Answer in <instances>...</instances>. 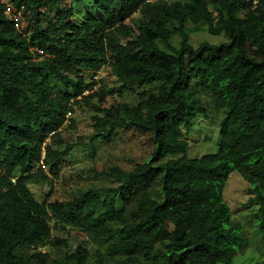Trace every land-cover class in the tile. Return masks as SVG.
Segmentation results:
<instances>
[{
    "label": "trees",
    "instance_id": "16d2710c",
    "mask_svg": "<svg viewBox=\"0 0 264 264\" xmlns=\"http://www.w3.org/2000/svg\"><path fill=\"white\" fill-rule=\"evenodd\" d=\"M10 2L27 24L0 0V264H85L89 240L74 250L64 240L59 256L40 249L63 227L93 238L101 264H234L248 242L224 195L235 170L264 242V0ZM202 23L228 39L193 45ZM104 67L139 89L133 102L105 106L95 79ZM207 94L223 112L218 149L191 155L185 134L208 115ZM95 99L90 143L135 129L152 135V154L104 170L115 185L39 198L32 184L59 177L75 147L89 145L61 131Z\"/></svg>",
    "mask_w": 264,
    "mask_h": 264
},
{
    "label": "rangeland",
    "instance_id": "374dc122",
    "mask_svg": "<svg viewBox=\"0 0 264 264\" xmlns=\"http://www.w3.org/2000/svg\"><path fill=\"white\" fill-rule=\"evenodd\" d=\"M7 2V11L11 15H16L20 26L27 24L22 12H17L10 0ZM138 14H135V16ZM228 38L225 33L214 34L208 30L206 23L193 26L190 33V40L193 45L198 46L202 41L210 43H220ZM180 35L175 33L173 44L179 45ZM88 78L91 73L85 72ZM99 84L106 88L108 92L105 106H111L120 101L133 102L139 91L131 88L122 87L120 81L104 67L99 74ZM210 101L207 105L208 115L202 113L198 116L192 128L186 132L189 142V152L191 155H202L207 152H216L219 144V121L223 112L215 108L214 100L209 94L206 96ZM206 100V99H205ZM98 100L85 103L71 117L74 119V125L70 121L63 127L61 137L67 143L84 141L88 146L77 145L72 153L65 159L61 167V175L55 177L51 182L34 183L32 188L36 195L41 198L48 195L49 198L65 197L80 187L89 186H109L117 184V181L104 174L114 165H120L125 168L133 167L137 162L144 161L153 152L155 142L150 133L137 131L135 129L119 128L117 134L108 142L90 143L88 136L93 132L92 116L94 106ZM249 182L243 177L241 172L235 170L231 173L226 186L224 195L232 208V217L236 221H241L245 225L248 242L244 250L237 255L234 264H249L257 259L264 258V242L259 221H257V204L247 203L250 198ZM56 236L60 241H56L51 246L42 247L43 251H48L52 256H59L70 246L74 250L79 242L89 240L91 250L90 259L85 264H101L95 256L94 251L98 243L79 228L63 227L54 229ZM67 240L69 246L67 245ZM104 249V248H102Z\"/></svg>",
    "mask_w": 264,
    "mask_h": 264
},
{
    "label": "built area",
    "instance_id": "2783aa9c",
    "mask_svg": "<svg viewBox=\"0 0 264 264\" xmlns=\"http://www.w3.org/2000/svg\"><path fill=\"white\" fill-rule=\"evenodd\" d=\"M99 74H100V72L98 73V75L95 76V79L99 80V76H100ZM96 87H98V84ZM86 92H88V91H86ZM69 114H71V112Z\"/></svg>",
    "mask_w": 264,
    "mask_h": 264
}]
</instances>
